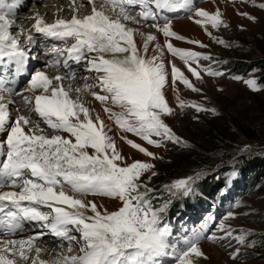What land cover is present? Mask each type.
Instances as JSON below:
<instances>
[{
	"label": "snow or ice",
	"instance_id": "6c2138e0",
	"mask_svg": "<svg viewBox=\"0 0 264 264\" xmlns=\"http://www.w3.org/2000/svg\"><path fill=\"white\" fill-rule=\"evenodd\" d=\"M88 3L92 5L91 12L81 16L73 0L71 19L57 18L49 23L35 14L30 29L20 25L13 35L15 20L10 16L18 5L0 0V69L4 70L0 72V133H6L0 140V264H17V257L27 261L33 249L36 256L32 257V264H160V257L166 255L169 247L171 229L162 215L169 202L154 206L150 194L155 190L142 179L147 173L148 181L157 175L154 164L127 162L110 135L112 128L82 96H92L121 133H132L155 147H162L165 142L181 144V138L163 119L174 114L164 94L168 79L164 50L184 61L197 79L201 78L200 71L213 76L223 73L191 67L190 62L198 64L200 59L211 57L177 48L171 42L185 37L173 31L171 20L162 13L189 8L191 0H101L99 6L95 0ZM259 7L264 8V4ZM194 16L202 27L227 26L219 9L212 13L195 9ZM149 21L163 35V45L156 43V35L128 26L129 22L147 25ZM35 34L62 43V47L53 45L45 53L49 57L45 68L56 69L57 74L49 76L45 70L37 69L30 74L27 88L16 91L17 78L27 74L29 59L36 58L30 56L37 43ZM72 63H83L88 73L83 76L82 85L75 88L63 83L76 79ZM171 80L180 109L190 106L197 112L215 111L180 99L177 81L193 92L199 89L175 64L171 67ZM243 82L252 90L258 89L255 79ZM13 97L21 99L28 115L17 114L12 120L9 105L15 103ZM33 113L39 120L32 119ZM41 122L52 130V135L45 134ZM120 139L156 159L154 153L127 136L121 135ZM199 175L173 181L164 185L163 190L171 196H187ZM5 188L9 190L4 191ZM89 196L109 198L119 204L109 210L88 199ZM231 216L229 213L228 217ZM25 223L47 233L12 239ZM219 228L223 236L207 239L232 238L245 245L248 233L239 230L234 234L224 224ZM45 234L59 241L62 250L51 261H38L42 249L35 247V242ZM199 239V233L193 234L187 247L176 255V264H194L193 257L204 256ZM239 254L237 248L231 258L236 259Z\"/></svg>",
	"mask_w": 264,
	"mask_h": 264
},
{
	"label": "rangeland",
	"instance_id": "374dc122",
	"mask_svg": "<svg viewBox=\"0 0 264 264\" xmlns=\"http://www.w3.org/2000/svg\"><path fill=\"white\" fill-rule=\"evenodd\" d=\"M43 1L48 0H40L34 6L29 3L30 8L28 9L33 10L27 9L23 13L29 15V22L34 20L32 17L35 12L39 13L38 8L46 5ZM86 1L82 7H80L81 3L77 4L80 10L83 8V13L87 11L84 7L89 5L88 0ZM64 3L69 5L67 11H70L71 2L66 1ZM261 4H264V0H191V7L196 9L211 11L210 13L217 9L220 10L227 26L218 28H212L211 24L205 27L197 24L195 20L198 17L194 16V12H192L193 14L189 11L178 13L179 16L185 15L183 19L190 22L194 21L191 23L203 37V41L198 40L199 43H189V40H196L185 37L184 40H181L182 46L184 45L181 49L211 57V59H200L198 64L190 62L191 67L197 68L198 71L211 68L223 73L221 76H213L200 71L201 78L197 79L188 71V66L185 65L184 61L168 53L170 58L166 66L169 75L167 85L172 93L173 105L170 107L174 109V114L165 116L163 119L172 131L181 138V144L165 142L162 147H155L148 145L132 133H121L116 127V142L117 145L122 142L121 145L125 148L122 150V154L124 153L127 162L140 160L155 166L154 171L157 175L151 181L147 180L150 173L142 177L150 188L160 192L156 200L152 199L154 206H159L165 201H168L169 205L176 197V195L171 196L163 190L164 185H170L173 181L180 180L168 177L171 173L175 172L176 174L178 170L166 171L169 162L176 159V148L187 149L198 155L197 161L190 162L192 165L190 170H193L191 171L193 174L189 175L195 177L198 173L200 174L194 182L208 176H213L212 180L214 181L216 168L221 165L231 168L228 174H224L227 176L229 186L224 183L220 189L212 192L210 196L196 204V208L191 213H187V210L193 209L192 205L189 208L180 205L178 213L175 214V218H181L180 221H173V223L167 221L171 229V234L168 237L169 247L166 255L160 257V264H176V255L187 247V241L195 233H199L200 236L199 246L201 244L209 245L219 253V257H193L194 264H264V179L261 176L263 172L261 167L264 166L259 163L255 164V166L249 167L243 176L234 170V167L238 166L239 160L264 162V68L260 67L261 62L264 61V8L259 7ZM205 6L209 9H206ZM47 7L52 9L51 6ZM189 9L192 10V8ZM63 10H65L64 7H62L61 14H63ZM239 13H247L254 19H249L248 16ZM55 16H58V10H55ZM190 16L193 19H189ZM141 25H143L142 28L150 27L149 23L145 26L144 24ZM149 31L151 32V30ZM218 40H223L225 43H218ZM172 64H175L199 89L198 92H193L177 81L175 87L180 90V99L189 104L195 102L204 109H214V112H197L195 108L190 106L184 109L177 106L176 94L173 92V84L170 80ZM34 68H38L37 64L34 65ZM234 76L242 77V79H232ZM79 79L80 77L78 80L76 78L70 82L71 85L73 84V88L82 85ZM245 79H255L258 89H250L243 82ZM67 83L66 79L64 81L65 87H67ZM45 134L52 135L53 133L51 129H46ZM121 135H125L128 139H132L147 148L148 151L155 154L156 159L132 149L120 139ZM153 139L157 138L153 137ZM126 150H130V154ZM207 150L214 151L207 152ZM250 175H254V177ZM245 177H249V179H245ZM251 178L257 179L254 185H252ZM192 194L194 193L192 192ZM218 194H220V198L217 196ZM88 198L101 200L102 203L98 205L109 210H114L119 204V201L105 197L89 196ZM185 213L187 214L182 217ZM229 213H232L231 217H228ZM221 224L234 230V234H238L239 230L248 233L245 245L237 244L232 238L215 241L207 239L208 236L212 235L216 237L224 235V232L219 228ZM33 228L30 229L29 226V230H27L26 227L23 233L33 236V234L38 233H33L35 230L43 231H40V228L35 225ZM44 232L47 233V231ZM47 235L41 236L45 239L43 243H46L43 247H57L59 249L60 242ZM13 239L19 240L20 237ZM248 244L254 246L248 247ZM64 246L67 244L65 243ZM237 248L240 249V254L236 259H232L231 253ZM28 255L30 257L27 261L17 257V264H32V252Z\"/></svg>",
	"mask_w": 264,
	"mask_h": 264
},
{
	"label": "bare ground",
	"instance_id": "6f19581e",
	"mask_svg": "<svg viewBox=\"0 0 264 264\" xmlns=\"http://www.w3.org/2000/svg\"><path fill=\"white\" fill-rule=\"evenodd\" d=\"M21 1L22 0H17L16 2H13V3H16L19 6V3ZM39 2H40V0H36L35 3H39ZM43 2H45L46 5H43L41 8H38L39 9V13L38 12H35V14L38 13L44 19H48L49 22H52L53 18L55 17V10H58V16H57V18H61V17H65V16L66 17L70 16V18H71L72 14H73L72 13V10L67 11L68 10L67 8H68L69 5H66L64 3V2H66V0H48V1H43ZM86 2H87L86 0H75V6H78L77 5L78 3H81V5H82V4L86 3ZM95 2H96V5L97 6H99V4L101 3V2H97V0H95ZM72 4H73V0H71V5ZM18 6H17V8L14 9V11L16 9H18ZM47 6H51L50 8H52V9L50 10L49 7H47ZM62 7H64V9H65V10H63L64 11L63 14H61ZM84 8L87 10V11L85 10L86 11L85 13H83V11H82L83 8H82V10H80L78 8V14L79 15L82 16V15L89 14L91 12L92 5H90V4L88 5L87 4V6H85ZM206 9H209V7L208 8L206 7ZM21 10H22V8L19 9V11H21ZM183 11H187L188 12V11H191V10L189 8H186V9H183ZM67 12H69V13H67ZM18 14L19 13H17V15ZM166 14L168 15V11L162 13V16L164 17V15H166ZM23 15L24 14L21 15L22 18L24 16H26L25 19H24V22L25 23H27V22L28 23H32V24L34 23V20L32 22H29L28 21V19L30 18L29 15H24V16ZM15 16H16L15 14L12 15L11 16L12 19L15 20ZM48 20H46V22ZM171 22H172V29H173V31H175L178 35H181L183 37H186V38H189V39H193V40H196V41H198V40L203 41V37L201 36V34L199 33V31L195 28V26L191 23V22H194V21H191L190 22L189 20H186V19H178V20H174V21H171ZM160 23H163V19L160 21ZM128 26L129 27H133V28H140V30L143 31V32H145V33H151V34L156 35L157 36L156 43H159V44L163 45V43H164V37H163L162 34H160L159 32H157V30H155V28H153V29L151 27H144V28H142L141 26H143V25H141V24H138L137 25V24H133V23H130V22L128 23ZM26 27L27 26H25V28ZM149 30H151V32ZM136 39H137V42L139 43L140 42V38L137 37ZM171 42L177 48H182L184 46V45L182 46V44H181L182 41L181 40L171 39ZM151 48H152V46H150L149 54H151ZM43 58H41V59H43ZM169 58L170 57L168 56L167 49H165L164 50V56H163V62L165 64L166 71H167V67L166 66H167V62H168ZM41 59H39V60H41ZM36 64H37V61H36V63L34 65H36ZM34 65H33V67H34ZM34 70H35V68H33L31 70V73L34 72ZM167 73H168V71H167ZM30 74L27 75L26 77H29L30 78ZM47 74L49 76H52L50 73H47ZM168 80L169 79H167V83H166L165 88H164V94H165V97H166L167 101L169 102V105L172 106L173 105L172 104L173 103V100H172V97H171L172 93L168 89V85H167L168 84ZM64 81H66V80H64ZM176 88L178 89V93H179L180 92L179 88L178 87H176ZM23 89H25V88H23ZM4 95L7 96V94H4ZM82 98H83V100L85 101V103L88 106H90L92 108H95L98 112L101 113V116L103 117V119L105 120V122L108 123L109 126L112 128V132L110 133V135H112L114 137V139L116 140V126L114 124H112L110 121L107 120V117L103 114V111H102L99 103L97 101H95L94 98L92 96L88 95L87 93H84L83 96H82ZM13 99H14L15 103L12 104V105H9V111L11 113L12 120H15V117H16L17 114H22L20 112V110H21L20 106L22 105V102H21V99L19 97H13ZM17 109H19V112H17ZM61 134L67 136L66 133H61ZM5 137H6V133H0V140H3ZM118 142H119V140H118ZM121 143H118V147H119V149H120V151L122 153V150H125V148H124L123 145H121ZM126 151H127L128 154H130V152H131L130 150H126ZM3 190L4 191H8L9 189L8 188H5ZM88 199L93 200L97 204L102 203L101 200H98V199H95V198H88ZM45 231H47V230H45ZM35 232H39V230H35L33 233H35ZM21 235H22V233H19L15 237H19ZM15 237L12 236L11 238L13 239ZM28 237H30V236H28V235L25 234V235L21 236L20 239L21 238H28ZM51 238H53V237H51ZM53 239H55V238H53ZM44 240H45L44 238H41L40 237V239L35 242V247H38V248L42 249V251L40 252L38 258H40L43 261L44 260H49V259L50 260H53L55 258L56 253H59L62 249H58L57 247L56 248H52V247L45 248V247H43V245L46 244V243H43ZM41 242H42V244H39ZM199 247L201 248L202 252L204 253V256H206V257H216V258L219 257V253L215 249L211 248L209 245H207V244H201ZM34 256H36V253H35V250L33 249V251H32V257H34Z\"/></svg>",
	"mask_w": 264,
	"mask_h": 264
},
{
	"label": "trees",
	"instance_id": "16d2710c",
	"mask_svg": "<svg viewBox=\"0 0 264 264\" xmlns=\"http://www.w3.org/2000/svg\"><path fill=\"white\" fill-rule=\"evenodd\" d=\"M260 67L264 68V61L261 62ZM177 153L176 159H174L172 162H169L168 168H166V171H175L178 170V172L175 174V172L172 174H169L168 177L170 179H182V178H187L191 174H193V170H190L192 167L190 162L197 161L198 155L190 150L187 149H181V148H176L175 150ZM214 150H207V152H212ZM263 164L264 162L260 163L257 160L254 161H242L239 160L238 166L234 167V170L240 175L243 176L245 175L246 171L248 170L249 167L255 166V164ZM260 168V167H258ZM262 168V179H264V167ZM193 169V168H192ZM231 168L226 167L224 165H221L220 167L216 168V173L214 175V181L212 180L213 176H208L206 178H203L199 180L198 182H193L192 183V190L189 195L185 196L182 193L177 194L176 197L170 202V204L167 206L166 211L162 214L164 218H167L169 221L173 222L175 219V214L178 213L179 206L183 205L186 208H189L191 205L193 206V209H188L187 212L192 211L196 208V204L200 203V201L204 198H207L210 196V194L214 191H217L220 189V187L225 183L226 186L229 185L227 176H224L225 173L228 174L229 170ZM190 174V175H189ZM254 177V175H250ZM249 176V177H250ZM216 177V179H215ZM249 177H245V179H249ZM256 177H258L256 175ZM252 185L257 181L255 178H251ZM154 185V184H153ZM157 188V187H156ZM192 192L194 194H192ZM160 194L159 191H154L150 195L153 197V200L157 199V196ZM155 202V201H154ZM153 203V202H152Z\"/></svg>",
	"mask_w": 264,
	"mask_h": 264
}]
</instances>
